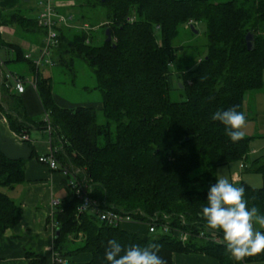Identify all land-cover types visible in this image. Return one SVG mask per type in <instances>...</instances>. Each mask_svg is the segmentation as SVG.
Returning a JSON list of instances; mask_svg holds the SVG:
<instances>
[{
  "label": "trees",
  "instance_id": "trees-1",
  "mask_svg": "<svg viewBox=\"0 0 264 264\" xmlns=\"http://www.w3.org/2000/svg\"><path fill=\"white\" fill-rule=\"evenodd\" d=\"M77 7L90 27L97 28L71 34L59 30L55 65L72 70L73 59L81 60L95 81L92 90L85 89L98 93L102 108L59 107L51 78H37L55 157L76 173L78 184L91 185L88 197L98 207L130 216L144 224L147 233L108 225L90 209L78 213L81 200L67 186L52 216L54 230H59L53 242L55 264L79 254L90 255L86 264H107L104 249L109 239L122 247L154 244L164 264H172L173 253H203L219 264H237L200 209L216 169L241 160L245 169L249 166V171L262 175V186L252 188L243 181L234 185L244 189L247 206L264 215V155L249 163L250 139L233 143L223 126L211 120L214 111L229 107L244 113L245 94L262 88L264 0H83ZM94 12L101 14L102 25L99 18L97 24L86 17L97 15ZM12 23L25 29L37 26L21 11H0V24ZM196 24L205 26L206 44L205 54L194 63V54L189 60L191 45L175 41L182 30L195 33ZM96 31L102 32V41ZM247 34L254 38L252 51L246 48ZM7 46L22 59L18 48ZM4 85L0 69V109L2 99L12 100V110L5 116L10 129L21 136L34 122ZM173 91H181L184 100L171 101ZM25 164L0 152V241L21 218V207L9 192L25 183ZM148 223L187 233V239L181 241L171 231L149 234ZM78 239L81 244L74 247ZM25 258L29 264L45 263L29 249ZM253 260L264 263V254L247 257L241 264Z\"/></svg>",
  "mask_w": 264,
  "mask_h": 264
},
{
  "label": "crops",
  "instance_id": "crops-1",
  "mask_svg": "<svg viewBox=\"0 0 264 264\" xmlns=\"http://www.w3.org/2000/svg\"><path fill=\"white\" fill-rule=\"evenodd\" d=\"M30 1L33 2L31 7L28 6ZM69 1L67 5L63 0L56 1V12L65 19V23L58 28V34L59 30L63 34L89 30L91 23L83 19L77 7L83 0ZM70 8L76 9L80 16L82 24L78 27L67 24L65 14L69 12ZM0 11L2 13L21 11L25 14L27 20H31L36 24L40 9L37 5V0H0ZM29 13L34 14L33 17L29 16ZM71 19L72 17L69 16L68 20ZM3 26H14L17 30L19 41L8 43L0 37V50L3 53L0 56L4 61L1 73L4 76L10 72L25 80L23 93H18L13 85L9 83L10 92L19 101L26 117L31 119L34 124L25 129L24 134L28 140L21 141L19 135L10 129L5 116L6 111L11 112L12 110V100L7 97L4 100L2 99L1 106L3 111L0 109V152L7 159L25 160L26 164L24 172L25 183L9 192L10 197L20 205L22 212L19 223L14 228L6 230L0 241V264H29V261L25 258V250L27 249L44 257V264H55L56 258L53 250L55 230L52 222L55 208L51 202L54 200L60 202L66 196L68 192L67 177L62 172L49 170L37 161L40 156H44L51 149H54L55 144L53 145L54 137L49 129L48 117L43 110L37 89L36 87L34 88L33 84H36L37 78H51L53 99L57 106L62 108L73 109L84 106L100 109L102 108V103L100 97L97 103L75 105L68 102L63 96L61 97L54 91V82L51 74L57 68L56 65L54 66L55 68H41L36 73L31 63L24 59V55L30 53L26 50L29 46L38 48V53L33 52L32 57L35 58L39 55L43 44V32L38 26H35V29H25L13 23L1 24L0 30ZM96 28L93 27L91 29ZM3 45L18 48L22 52V59L16 57L17 53L11 49L12 47L7 48L8 46L5 47ZM45 69H50V74H41V71ZM83 90L86 91L85 88ZM257 93H264L263 83L260 90L247 93L248 99L243 105V111L247 117L246 121L255 118L254 96ZM39 123L43 124L40 125ZM233 181V184H235L239 180L235 177ZM122 227L128 232L137 235L147 233L144 224L125 223ZM90 260V255L79 254L60 264H86ZM172 264H219V262L217 259L203 253H173Z\"/></svg>",
  "mask_w": 264,
  "mask_h": 264
},
{
  "label": "clouds",
  "instance_id": "clouds-1",
  "mask_svg": "<svg viewBox=\"0 0 264 264\" xmlns=\"http://www.w3.org/2000/svg\"><path fill=\"white\" fill-rule=\"evenodd\" d=\"M211 120L223 126L229 140L240 141L246 125L245 114L232 107L216 110ZM206 204L200 209L206 225L222 235L225 250L241 264L247 257L264 254V215L257 208L247 206L244 189L228 179H215L205 194ZM258 226V227H257ZM154 244L143 248L132 244L122 247L116 239H109L104 249L107 264H164Z\"/></svg>",
  "mask_w": 264,
  "mask_h": 264
},
{
  "label": "rangeland",
  "instance_id": "rangeland-1",
  "mask_svg": "<svg viewBox=\"0 0 264 264\" xmlns=\"http://www.w3.org/2000/svg\"><path fill=\"white\" fill-rule=\"evenodd\" d=\"M57 0H55V5H57ZM66 2V5L69 0H63ZM211 3H219V2H226L228 0H207ZM32 1H30L28 4L29 7L32 6ZM28 7V9H29ZM67 12V11H66ZM93 14L97 15H89L86 16L89 19H92L91 21L97 22V19L99 18V24H103L101 22L102 18L100 17L97 12H94ZM29 16L33 17L34 14H28ZM67 18V24L73 25L74 27L80 26L82 23L80 22V16L76 9L70 8L69 12L65 14ZM71 16L72 19L68 20V17ZM133 18H130V21H132ZM78 23V24H77ZM98 24V22H97ZM189 25V22L185 24L187 27ZM196 31L195 33L191 34L186 30H182L180 32V38L175 41L176 45H179V43L185 44V45H191V50L189 52V60H192V54H194L195 58L198 57V55H204L205 54V44L206 40L204 37V31L205 26L203 24H196ZM102 33V32H101ZM100 31H96L97 39L99 41H102V35ZM17 30L13 26H3L0 30V37L3 41L8 43H16L18 42V36H17ZM158 37V36H157ZM181 43V44H182ZM28 52L32 55L33 52L38 53V48L29 46ZM193 52V53H192ZM0 54L3 55L2 50H0ZM180 57V54H179ZM199 58H196L194 60V63L197 62ZM55 68V67H53ZM173 70L176 71V67H171ZM174 72V71H173ZM41 74L48 75L50 74V69H45L44 71H41ZM53 82H54V91L58 93L61 97L65 98L68 102L72 104H78L82 105L84 103H91L96 102L99 100V95L96 91H84V88H87L88 90H92V88L95 86V81L93 79V75L91 71L86 67V65L79 59H73V68L72 70L63 69L62 67H57L52 72ZM262 83L264 84V71L262 74ZM170 100L173 102H180L184 100L183 93L181 91H173L169 94ZM248 95L245 94L243 97V105L245 102H247ZM84 107V106H83ZM254 110H255V118L252 120H247L246 125L243 128L244 132V138H249V163L253 162L264 155V93H257L254 96ZM249 166L244 168L243 162L241 160H233L230 163H228L225 166H221L216 169V179L225 178L228 179L230 182L234 183V178L236 177L239 181H243L246 184H248L252 188H260L262 186V175L260 173H253L248 170ZM74 170L77 172V169L74 168ZM91 186V185H90ZM90 186L83 184L82 188L85 192V195L88 197L89 195H92V190L89 189ZM88 194V195H87ZM89 198V197H88ZM90 199V198H89ZM137 223V222H134ZM205 231V230H204ZM78 244H81V240L78 239L74 243V247L79 246ZM245 264H264L260 261H248Z\"/></svg>",
  "mask_w": 264,
  "mask_h": 264
},
{
  "label": "built area",
  "instance_id": "built-area-1",
  "mask_svg": "<svg viewBox=\"0 0 264 264\" xmlns=\"http://www.w3.org/2000/svg\"><path fill=\"white\" fill-rule=\"evenodd\" d=\"M54 3H55V0H37V5L40 11L36 19V24L43 32V44L40 49L38 57L34 58L32 57L30 53L24 55V59L31 63L36 73L41 68H52L55 66L54 51L57 49L59 45L58 28L61 24L65 23V19L63 16H60L57 14ZM3 66H4V61L2 60L0 56V69ZM4 78H5V85H4L5 87L10 88V84H12L14 89L18 93L20 94L23 93L24 87H25L24 85L26 83L24 79L14 74H11L10 72L4 75ZM33 86L35 88L36 84L34 83ZM19 137L21 141L28 140L25 134H22ZM37 161L38 163L46 166L49 170L62 172L67 177L68 179L67 186L73 191H75V193L78 195V197L81 200V203L78 207V213H83L90 209L94 211L97 218L101 222H104L108 225H114V226H122L125 223L136 222L128 215H120L111 210H102L93 201H91L85 195L84 193L85 191L82 189L83 187L77 183L76 177H75L76 173L74 171H70L69 168L65 166H61L58 163L55 157V151L53 149H51L44 156H40ZM51 204L54 208H56L59 206V201L54 200L51 202ZM147 227H148L149 234H156V233L166 234L171 231V233L177 234L178 239H180L181 241L186 240L188 236L187 233H182L179 230L169 228L166 225L158 226L156 224L148 223ZM200 236L203 237L202 235ZM210 239L212 241L220 243V241L217 238H214V236H212ZM57 262L60 263L61 261L59 260Z\"/></svg>",
  "mask_w": 264,
  "mask_h": 264
},
{
  "label": "water",
  "instance_id": "water-1",
  "mask_svg": "<svg viewBox=\"0 0 264 264\" xmlns=\"http://www.w3.org/2000/svg\"><path fill=\"white\" fill-rule=\"evenodd\" d=\"M191 30L193 31V28L191 27ZM105 37H106V42H110L111 38H110V33L109 30L107 29L105 31ZM245 44H246V48L248 51H252L254 49V38L251 34H247L245 36ZM59 236V230L56 229L55 230V238H57Z\"/></svg>",
  "mask_w": 264,
  "mask_h": 264
}]
</instances>
